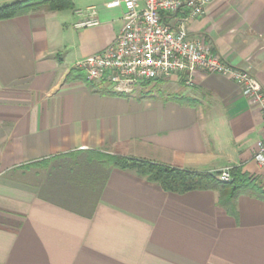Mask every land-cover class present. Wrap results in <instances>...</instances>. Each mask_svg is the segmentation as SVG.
<instances>
[{
    "label": "crops",
    "instance_id": "obj_1",
    "mask_svg": "<svg viewBox=\"0 0 264 264\" xmlns=\"http://www.w3.org/2000/svg\"><path fill=\"white\" fill-rule=\"evenodd\" d=\"M110 1L0 20V264H264L263 199L239 194L231 214L215 189L166 191L98 157L239 167L264 188L261 116L232 79L195 69L130 94L84 79L76 62L121 28ZM95 4L99 24L74 27ZM188 27L264 88V0H212Z\"/></svg>",
    "mask_w": 264,
    "mask_h": 264
},
{
    "label": "built area",
    "instance_id": "obj_2",
    "mask_svg": "<svg viewBox=\"0 0 264 264\" xmlns=\"http://www.w3.org/2000/svg\"><path fill=\"white\" fill-rule=\"evenodd\" d=\"M212 0H111L108 6L122 10L121 28L100 52L76 62L87 82L106 85L115 93L130 94L143 82L185 78L195 69L235 81L251 106L258 109L264 132V88L248 70L236 68L212 50L188 23L202 16ZM74 27L99 24L95 6L75 10ZM255 162L264 166V137L255 142ZM230 167L217 173L230 180Z\"/></svg>",
    "mask_w": 264,
    "mask_h": 264
},
{
    "label": "trees",
    "instance_id": "obj_3",
    "mask_svg": "<svg viewBox=\"0 0 264 264\" xmlns=\"http://www.w3.org/2000/svg\"><path fill=\"white\" fill-rule=\"evenodd\" d=\"M72 7V0H15L0 5V20L23 15L33 9L42 8L54 12ZM186 102L193 104L189 99ZM98 157L105 166L134 170L137 175L159 184L166 191L182 193L194 189H215L219 192L218 203L231 214L235 213L234 200L239 194L248 193L264 200V188L239 167H231L230 180L222 181L214 173L191 171L118 155L99 154Z\"/></svg>",
    "mask_w": 264,
    "mask_h": 264
},
{
    "label": "rangeland",
    "instance_id": "obj_4",
    "mask_svg": "<svg viewBox=\"0 0 264 264\" xmlns=\"http://www.w3.org/2000/svg\"><path fill=\"white\" fill-rule=\"evenodd\" d=\"M93 6H95L96 9H97V5H96V4L93 5ZM81 9H85V8H81ZM151 94L161 95V94H162V91L158 90L157 88H154V89L149 93V95H151ZM79 167H80V166H79ZM79 167H78V168H79ZM74 168H77V166H74ZM88 170H89V172H91V174L94 173L92 168H90V169H88Z\"/></svg>",
    "mask_w": 264,
    "mask_h": 264
}]
</instances>
